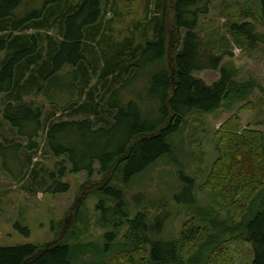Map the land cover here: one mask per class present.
Wrapping results in <instances>:
<instances>
[{
	"label": "trees",
	"instance_id": "16d2710c",
	"mask_svg": "<svg viewBox=\"0 0 264 264\" xmlns=\"http://www.w3.org/2000/svg\"><path fill=\"white\" fill-rule=\"evenodd\" d=\"M104 1L113 8L109 21ZM123 1L130 7L137 0ZM213 1L159 0L161 17L148 19L146 12L144 20L145 27L154 24L152 38L136 42L133 37L115 40L110 32L118 0H0V95L6 96L0 169L20 190L34 194L68 193L70 185L62 181L67 173L84 172L89 181L99 175L96 214L101 227L110 230L104 247L63 242L0 247V264H78L89 254L95 255L94 264H104L108 245L114 251L110 264H208L213 250L206 251L211 245L218 250L224 235L248 242L252 264H264V132L242 129L238 116L217 131L218 157L202 186L213 192L227 219L205 213L207 226L194 219L178 239L165 240L161 236L168 219L153 216L150 207L133 212L120 186L128 187L172 155L170 140L190 114L213 113L246 99L255 88L254 82H238L234 71L222 67V57L206 47L198 32ZM246 1L256 3L264 18V0ZM169 12L175 27L186 32L183 48L172 60L165 23ZM227 27L236 42L253 49L264 45V34L252 22L237 20ZM204 70H220V80L207 85L194 76ZM147 74L145 94L126 97L132 81ZM61 93L69 96L64 106L55 96ZM34 96H44L61 113L87 117L53 121L59 112L54 111L46 127L43 108L26 99ZM39 153L57 159L58 173L35 161ZM12 157L18 162L16 174L8 164ZM181 181L184 190L175 200L196 210L194 180L181 175Z\"/></svg>",
	"mask_w": 264,
	"mask_h": 264
},
{
	"label": "rangeland",
	"instance_id": "374dc122",
	"mask_svg": "<svg viewBox=\"0 0 264 264\" xmlns=\"http://www.w3.org/2000/svg\"><path fill=\"white\" fill-rule=\"evenodd\" d=\"M118 1V16L110 30L113 38L122 41L126 37H133L136 42L152 38L154 24L145 27L144 20L146 12H148V19L161 17V11H158L156 6L159 0H137L130 7H126L123 0ZM244 13H248L249 17H245ZM104 14H106L105 21L113 19V8H110L109 3L105 1ZM237 20L254 23L257 30L264 34V18L259 14L257 4L246 0H214L210 14L200 19L198 32L203 37L206 47L222 57V67L234 71L238 82H254L255 88L246 99L226 103L213 113L190 114L180 131L170 140L173 145L172 155L158 161L128 187L120 184L133 212L150 207L152 208L150 213L153 216L158 213L168 219L161 236L165 240L178 239L184 226L194 219L198 224L207 226L208 220L202 219L205 213L214 215L216 220L227 219L225 211L214 200L213 192L202 190V186L209 179L211 167L218 157L216 133L223 124L238 116L242 129L264 132V45L253 49L246 42H236L229 34L227 26ZM165 23L168 32V50L172 60V57L183 48L186 32L175 27L173 13L166 14ZM3 56L0 53V61ZM150 76L147 74V76L139 77L138 83L132 81L129 88H126V97L129 94L137 98L143 96L145 90L142 88ZM194 76L202 79L207 85H212L220 80L221 72L220 70H204L195 73ZM70 81V76H67L66 83ZM119 86L120 84H116L114 87ZM104 94L105 92H102L100 96ZM55 96L60 99L57 102H61L62 106L69 99L68 95L62 93ZM26 99L33 100L43 108L46 127L48 126L47 118L54 111L59 112L53 121L81 120L87 117L61 113L62 109L51 105L44 96ZM76 100L83 103L85 97L81 99L77 96ZM5 102L6 96L0 95V129H5L2 115ZM61 114L63 115L59 116ZM97 124L104 125V122L98 121ZM18 141L26 143L25 139H18ZM38 155L35 161L40 159L49 172L58 173L57 159L52 155L46 157L41 156L40 153ZM13 157L8 158V164L16 174L18 162ZM181 175L194 180L196 210L182 203L179 204L175 200V197L184 190ZM100 180L101 177L97 174L89 181L84 172L67 173L62 181L69 183L68 193L34 194L20 190L9 175L0 169V247L56 242H63L71 247L74 244L106 246L104 234L110 230L99 224L96 206L100 197L94 194L95 183ZM137 196H139L138 199H136ZM151 205L155 206L151 207ZM166 212L169 214L167 215ZM209 217L205 218L209 219ZM17 225L27 228L28 234L19 230ZM125 230L127 229H124L123 233ZM117 246L115 245V248L118 250ZM110 247L108 245L104 264H110L113 257L111 255L114 251L109 249ZM209 247L206 254L210 249L213 253L208 259V264H252L253 251L248 242L234 240L230 235H224L218 250L213 245ZM96 261L95 255L89 254L82 257L78 264H94Z\"/></svg>",
	"mask_w": 264,
	"mask_h": 264
}]
</instances>
